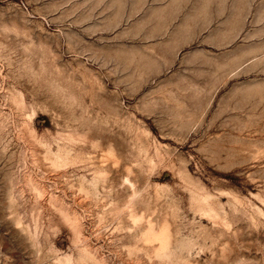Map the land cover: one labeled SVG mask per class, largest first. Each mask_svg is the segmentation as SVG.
<instances>
[{"label": "rangeland", "instance_id": "374dc122", "mask_svg": "<svg viewBox=\"0 0 264 264\" xmlns=\"http://www.w3.org/2000/svg\"><path fill=\"white\" fill-rule=\"evenodd\" d=\"M0 264H264V0H0Z\"/></svg>", "mask_w": 264, "mask_h": 264}]
</instances>
